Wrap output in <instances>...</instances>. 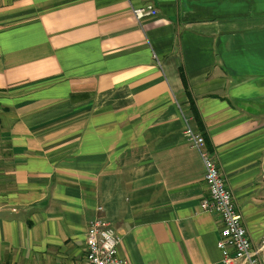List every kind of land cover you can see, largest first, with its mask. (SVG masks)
Instances as JSON below:
<instances>
[{"label":"crops","instance_id":"0c3cea01","mask_svg":"<svg viewBox=\"0 0 264 264\" xmlns=\"http://www.w3.org/2000/svg\"><path fill=\"white\" fill-rule=\"evenodd\" d=\"M182 111L259 248L264 0H0V264H84L97 216L131 264H224Z\"/></svg>","mask_w":264,"mask_h":264},{"label":"built area","instance_id":"2783aa9c","mask_svg":"<svg viewBox=\"0 0 264 264\" xmlns=\"http://www.w3.org/2000/svg\"><path fill=\"white\" fill-rule=\"evenodd\" d=\"M132 11L138 20L158 14L152 4L133 7ZM183 115L188 142L198 150L205 165L204 180L208 195L202 199L200 208L214 213L218 218L221 228L217 246L222 252L224 264H263L260 252L264 248V239L261 246L256 248L216 156L207 148L203 134L194 129ZM119 246L120 238L111 223L103 216L95 217L87 231L84 264H131L121 257Z\"/></svg>","mask_w":264,"mask_h":264},{"label":"trees","instance_id":"16d2710c","mask_svg":"<svg viewBox=\"0 0 264 264\" xmlns=\"http://www.w3.org/2000/svg\"><path fill=\"white\" fill-rule=\"evenodd\" d=\"M192 110H193V112H194V115H195L196 119L199 120V114H198V111H197L196 108L193 106V104H192Z\"/></svg>","mask_w":264,"mask_h":264}]
</instances>
